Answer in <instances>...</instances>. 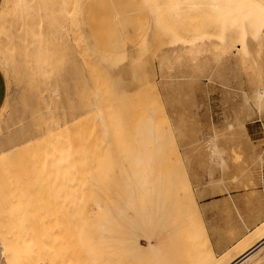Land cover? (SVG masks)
I'll return each instance as SVG.
<instances>
[{"label": "rangeland", "instance_id": "rangeland-1", "mask_svg": "<svg viewBox=\"0 0 264 264\" xmlns=\"http://www.w3.org/2000/svg\"><path fill=\"white\" fill-rule=\"evenodd\" d=\"M148 2L0 0V264H149L116 213L150 151L177 235L228 256L262 224L264 48ZM82 211L113 220L96 244Z\"/></svg>", "mask_w": 264, "mask_h": 264}, {"label": "bare ground", "instance_id": "bare-ground-1", "mask_svg": "<svg viewBox=\"0 0 264 264\" xmlns=\"http://www.w3.org/2000/svg\"><path fill=\"white\" fill-rule=\"evenodd\" d=\"M76 1L77 3H79V0ZM135 1L137 4H139V1L141 2V0H135ZM149 1L150 2H148L147 5L151 3L152 13H153L152 15L154 16L155 14L157 15V17L160 15L161 13L160 4L170 3L167 4V7H169L168 5L177 7V8L174 7L176 12V14H174L176 15L175 18L182 20L185 19V21H183L184 23L191 22V24H193L194 22L195 23L198 22L197 25L199 24L200 27L209 28V29L216 28L220 33H223L222 30L223 28L219 24L220 21L222 19L230 20L232 22L231 25L232 27H230L227 30L226 36H228V38L224 41L225 43L230 42L235 44L236 47L232 48L233 55L237 54L238 56H240L238 54L240 50L242 51L244 56L246 57L248 56L250 59L253 53V49L255 47L264 48V35L261 30V25L264 24V0H149ZM70 5L68 6L73 7V5L71 6ZM143 8L145 9V7ZM185 8L192 13V16L189 15V17L187 16L186 18L185 16H183L181 11H183ZM138 9L140 12H143L142 11L143 9L141 8ZM67 11H69V8ZM169 11L173 12L172 10ZM70 12H73V10H70ZM234 37H238V39H235ZM234 39L238 40L239 43H236ZM262 80H263V85H261V87H259L255 91L257 102L260 105L264 98V70L262 74ZM55 91L56 90L54 89L53 92ZM98 117L101 120V123L104 124L103 116L100 114ZM154 135H155L154 141L155 144L157 145L160 139L159 135L156 132L155 134L153 133L150 123H146L144 130V137L151 138ZM147 140L145 141L147 142ZM151 142L152 141H150V143ZM261 155L262 156L264 155V150L262 153L258 155L259 160L262 161L264 159ZM216 157L220 158V160L223 162L220 152H216ZM151 158H152L151 151L143 155V165L141 168L142 172L140 173L141 171L140 170L138 173L139 176L137 175V184L135 186L136 189L134 191L128 192V194L124 195L123 198H121V202L117 208V213H116V218L122 221L124 226L127 228L126 235L128 234L129 237L133 238L143 233L146 236L145 238H143V243L141 242L142 244L141 252L143 253L144 256H146L145 259L150 260L149 264H263L262 260L264 254V222H263L264 216L258 220V222L262 223L258 226V229L255 230L252 234H250V236L247 239H244L243 241L239 242L237 244V249L232 253H230L228 256L217 257L216 253H212L209 250H202V248L199 245H197L193 239L191 238L185 239L177 235L175 230L176 226L174 225L177 224V220L176 222H174L170 217H168V214H170L169 212H172V209L166 207L165 205L167 201H170L169 197L167 196L163 197L161 200L158 201L155 200V202H153L152 200L153 196L156 197L157 195L160 194L162 195V192L160 191V188L162 187V183H161L162 176L161 173L155 174L151 168L147 167L148 164L147 161H150ZM3 204L6 206V203ZM93 216L90 217L89 215L85 214L82 211L78 213V220L82 221V223L85 222V224L91 228L90 235L93 238V243L96 244L98 242L97 237L100 236V233H102L106 229V227L112 224L113 220L111 221V219H109L108 221H106L103 214L102 213L99 214L98 212L94 217ZM154 219H155V230L150 231L148 229L147 230L144 229L141 231L138 229L139 227H142L143 229V226L145 224L152 222ZM55 230L56 229L54 227L53 231ZM40 231L42 232L43 229L42 230L39 229L35 233L38 234V232ZM33 232L34 231H31V234ZM44 232L43 235L45 236ZM47 232L48 230H46V233ZM39 236L40 235L38 234V237ZM32 237L33 236H31V238ZM49 237L52 238L50 235ZM33 240L35 241V238ZM38 240L40 243H42L40 241L41 238H39ZM25 241L28 242L29 240H25ZM31 241L32 239L29 242ZM42 241L44 242L45 239ZM46 242H48L47 240L45 241V244L50 245V242L48 243ZM6 247L7 248L5 249L7 253L8 247H12V249H14L16 246H6ZM12 249H10V252ZM21 250L23 252L24 249ZM22 252L18 254V258L15 257L13 253L8 252V255L11 254L19 262L20 258L22 260L24 259V257L23 258L19 257L20 254L21 255L23 254ZM0 255L3 258L4 252L0 251ZM21 264H23V262Z\"/></svg>", "mask_w": 264, "mask_h": 264}, {"label": "crops", "instance_id": "crops-1", "mask_svg": "<svg viewBox=\"0 0 264 264\" xmlns=\"http://www.w3.org/2000/svg\"><path fill=\"white\" fill-rule=\"evenodd\" d=\"M4 95H5V89H4V82L2 80V83L0 81V101L4 99Z\"/></svg>", "mask_w": 264, "mask_h": 264}]
</instances>
